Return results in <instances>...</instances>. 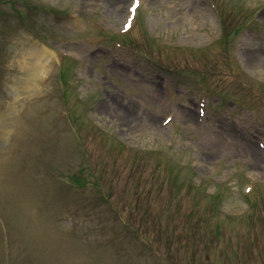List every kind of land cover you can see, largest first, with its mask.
<instances>
[{
  "label": "rangeland",
  "instance_id": "obj_1",
  "mask_svg": "<svg viewBox=\"0 0 264 264\" xmlns=\"http://www.w3.org/2000/svg\"><path fill=\"white\" fill-rule=\"evenodd\" d=\"M134 3L0 0V264H264V0Z\"/></svg>",
  "mask_w": 264,
  "mask_h": 264
},
{
  "label": "bare ground",
  "instance_id": "obj_2",
  "mask_svg": "<svg viewBox=\"0 0 264 264\" xmlns=\"http://www.w3.org/2000/svg\"><path fill=\"white\" fill-rule=\"evenodd\" d=\"M35 54H36V58H40L41 53L35 52Z\"/></svg>",
  "mask_w": 264,
  "mask_h": 264
},
{
  "label": "snow or ice",
  "instance_id": "obj_3",
  "mask_svg": "<svg viewBox=\"0 0 264 264\" xmlns=\"http://www.w3.org/2000/svg\"><path fill=\"white\" fill-rule=\"evenodd\" d=\"M138 2H139V0H135V3H134L133 7L138 6Z\"/></svg>",
  "mask_w": 264,
  "mask_h": 264
}]
</instances>
